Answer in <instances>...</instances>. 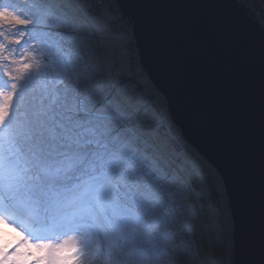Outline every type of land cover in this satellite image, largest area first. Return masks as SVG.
<instances>
[{
    "label": "snow or ice",
    "instance_id": "1",
    "mask_svg": "<svg viewBox=\"0 0 264 264\" xmlns=\"http://www.w3.org/2000/svg\"><path fill=\"white\" fill-rule=\"evenodd\" d=\"M222 2L0 0V264H197V203L219 218L233 264H264V39L241 45L242 18ZM230 2L264 20V0ZM137 26L149 82L179 76L194 105L222 106L237 129L240 165L201 173L207 203L162 161L99 47Z\"/></svg>",
    "mask_w": 264,
    "mask_h": 264
},
{
    "label": "rangeland",
    "instance_id": "2",
    "mask_svg": "<svg viewBox=\"0 0 264 264\" xmlns=\"http://www.w3.org/2000/svg\"><path fill=\"white\" fill-rule=\"evenodd\" d=\"M17 2L23 3L24 0H17ZM75 8L80 13L86 11L85 6L82 8V5L76 3ZM104 9L106 8H101L102 19L107 20L109 17ZM94 27H98V24H94ZM85 35L89 37V43L92 46H97L96 39L92 38L91 29L87 26H85ZM99 47L106 53H115L114 63L109 68V72L113 77L122 73L124 79H126L124 82L119 81L118 94L143 122L144 134L150 143L155 146V150L161 154L162 161L170 164L180 176L191 182L198 190V195H202L205 203H207L211 175H208L207 183H205L201 173L203 171L210 174L213 169L181 137L180 130L173 122L171 123L168 117L167 100L141 72L138 59L136 65L132 64L133 71L128 68L126 40L103 34L100 36ZM100 76H103V73H100ZM162 117L166 120L163 119V121ZM192 219L195 225L197 243L200 252L203 253V256L205 254L207 264H233L227 247L228 237L220 224L219 218L214 221L207 219L200 209L199 203H197L196 208L193 210ZM197 264H202L200 257Z\"/></svg>",
    "mask_w": 264,
    "mask_h": 264
},
{
    "label": "water",
    "instance_id": "3",
    "mask_svg": "<svg viewBox=\"0 0 264 264\" xmlns=\"http://www.w3.org/2000/svg\"><path fill=\"white\" fill-rule=\"evenodd\" d=\"M220 12L228 17L234 10L239 13L242 23L235 39L243 46H252L258 52L263 30L257 21L247 17L243 6L223 0ZM254 20V21H253ZM140 65L146 39L140 27L137 26L134 36ZM151 82L167 100L170 120L181 131L182 138L187 141L198 154L222 172L238 167L241 163V147L237 137V129L232 125L222 106L209 111L206 106L194 105L187 93V87L179 76L176 78L153 76ZM258 104V97H257Z\"/></svg>",
    "mask_w": 264,
    "mask_h": 264
},
{
    "label": "clouds",
    "instance_id": "4",
    "mask_svg": "<svg viewBox=\"0 0 264 264\" xmlns=\"http://www.w3.org/2000/svg\"><path fill=\"white\" fill-rule=\"evenodd\" d=\"M76 4H78V5H80V3H76ZM84 6L82 5V8H83ZM102 7H105V8H107L108 6H107V4H105V5H102L100 8H99V10L101 11V8ZM244 7V6H243ZM244 9H245V7H244ZM102 12V11H101ZM250 19V18H249ZM254 21V20H253ZM255 21H257L258 22V24L260 25V27H261V30H263V33H264V22L262 21V20H259V19H257V20H255ZM113 31H116L114 28H113ZM263 39H264V37H263ZM124 41H125V39H124ZM126 46H127V48H126V55H127V57H128V63H129V67L128 68H131V70L133 71V68H132V64H134V65H136V60L138 59V63H139V65H140V56L138 55V47L136 46V42H135V39H134V37H133V30L131 29V31L130 32H128V38L126 39ZM131 51V52H130ZM129 78H131L130 76H129ZM132 79V78H131ZM133 80V79H132ZM181 132V131H180ZM182 136V135H181ZM190 145V144H189Z\"/></svg>",
    "mask_w": 264,
    "mask_h": 264
},
{
    "label": "built area",
    "instance_id": "5",
    "mask_svg": "<svg viewBox=\"0 0 264 264\" xmlns=\"http://www.w3.org/2000/svg\"><path fill=\"white\" fill-rule=\"evenodd\" d=\"M80 5H84V6L87 8V6H86L84 3H80ZM101 6H102V5L94 4V7L97 8V9H99ZM107 6H108V5H107ZM116 7H117V6L113 5V8H116ZM244 7H245V8H251V7H253V5L248 4V5H245ZM252 19H254V20H257V19L262 20V18H261L259 15L255 16V17L252 18ZM262 21L264 22V20H262ZM119 27H120V25H118V24H113V25H112V29L114 28L115 30H117ZM131 29H132V28L129 27V28L127 29V32H130ZM130 52H131V51H130Z\"/></svg>",
    "mask_w": 264,
    "mask_h": 264
},
{
    "label": "trees",
    "instance_id": "6",
    "mask_svg": "<svg viewBox=\"0 0 264 264\" xmlns=\"http://www.w3.org/2000/svg\"><path fill=\"white\" fill-rule=\"evenodd\" d=\"M128 67H129V66H128ZM125 80H126V79L123 78L121 81L124 82ZM149 107H150V106H149ZM148 109H149V108H148ZM168 113H169V112H168ZM168 117H169V114H168ZM163 119L166 120L164 117H162V120H163ZM164 120H163V121H164ZM169 120H170V117H169ZM167 122H168V120H167ZM171 123H172V120H171ZM181 137H182V136H181ZM190 146H191V145H190ZM191 147H192V146H191ZM194 151H195V150H194ZM205 258H206V257H205V254H204V256H203V253L200 252V259H202V264H207V262L205 261Z\"/></svg>",
    "mask_w": 264,
    "mask_h": 264
}]
</instances>
